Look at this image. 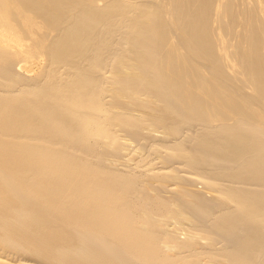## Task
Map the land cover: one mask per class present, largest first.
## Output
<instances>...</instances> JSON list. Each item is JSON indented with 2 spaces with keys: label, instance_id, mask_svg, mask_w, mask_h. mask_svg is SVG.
Returning <instances> with one entry per match:
<instances>
[{
  "label": "bare ground",
  "instance_id": "6f19581e",
  "mask_svg": "<svg viewBox=\"0 0 264 264\" xmlns=\"http://www.w3.org/2000/svg\"><path fill=\"white\" fill-rule=\"evenodd\" d=\"M0 264H264V0H0Z\"/></svg>",
  "mask_w": 264,
  "mask_h": 264
},
{
  "label": "rangeland",
  "instance_id": "374dc122",
  "mask_svg": "<svg viewBox=\"0 0 264 264\" xmlns=\"http://www.w3.org/2000/svg\"><path fill=\"white\" fill-rule=\"evenodd\" d=\"M199 128H200V127H199L198 125L192 126V127H190V128H189V127H188V128H185V129H184V134H183L184 136H183L182 140L185 138L184 140L186 141L187 136H188V137L191 136V134L194 133V132H196V130H198ZM120 133H121V132H120ZM158 134H159V133H158ZM161 134H162V133H160L159 135H161ZM187 134H188V135H187ZM122 135H123V134H121L120 136H122ZM185 136H186V137H185ZM164 139H166V140H170V139L167 138V137H164ZM182 140L180 139V141H182ZM172 141H174V140H172ZM182 142H183V141H182ZM136 145H137V143H134V147H135ZM141 145H142V144H141ZM141 145H138V146L141 147ZM144 146H145V145H144ZM144 146H142L143 149H144ZM145 152H146V150L144 149L143 153H145ZM146 153H147V152H146ZM146 153H145V154H146ZM150 155H151V153H147V157L149 156V157H148V158H149V159H148L149 161L151 160V158H152V159L154 158L153 156H150ZM134 162H135V161H133L132 163H134ZM120 163H121V162H120ZM178 165H179V164H178ZM179 166H180V165H179ZM188 171H189V172H181V174L184 175V174H186V173H188V174L191 173L190 170H188ZM192 173H193V172H192ZM192 173H191V176L194 175V173H193V174H192ZM188 174H186V175H188ZM194 176H196V175H194ZM194 176H193V177H194ZM198 183H199V184H198ZM195 184H196L195 186H196L197 189H199V190H200V189H201V190H205V186H204V184L202 183V181L198 180L197 183L195 182ZM197 185H201V186H203L202 188H204V189H202L201 186L199 187V186H197ZM208 198H211V196H210V197L208 196ZM204 241H205V240H204ZM202 242H203V240H202ZM205 243H207V242L205 241ZM203 244H204V243H203ZM204 245H207V244H204Z\"/></svg>",
  "mask_w": 264,
  "mask_h": 264
}]
</instances>
